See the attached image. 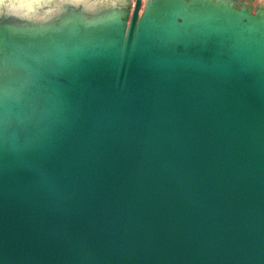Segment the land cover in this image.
I'll list each match as a JSON object with an SVG mask.
<instances>
[{"label": "water", "instance_id": "1", "mask_svg": "<svg viewBox=\"0 0 264 264\" xmlns=\"http://www.w3.org/2000/svg\"><path fill=\"white\" fill-rule=\"evenodd\" d=\"M142 1L125 34L101 23L83 45L30 57L15 94L0 79L10 101L39 70L51 111L25 144L17 115L0 135V264H264V60L224 35L165 44L143 28L210 13L235 23L231 38L264 16L159 0L139 19ZM112 33L116 51L99 46Z\"/></svg>", "mask_w": 264, "mask_h": 264}, {"label": "rangeland", "instance_id": "2", "mask_svg": "<svg viewBox=\"0 0 264 264\" xmlns=\"http://www.w3.org/2000/svg\"><path fill=\"white\" fill-rule=\"evenodd\" d=\"M83 1L0 0L1 6L7 5L12 9L11 13L0 17V68L4 70L3 73H0V79L2 82L5 80L16 81V89L10 93L15 94L17 81H23L26 78L30 66L33 65L29 63L30 57H32V62H38L41 58L45 60L46 57L51 60L52 55L63 49L67 50L74 43L83 45L89 39L86 32L99 27L101 23L111 26V22L115 21V27L119 34L127 32L134 0H85L84 4L86 5L88 2L89 5V13L86 14L83 12ZM125 1L129 2L130 13L124 17L118 14L117 6H125L127 4ZM156 1L159 0L142 1L139 19L151 8L149 4ZM225 1H230L232 3L230 6L236 9L251 5L249 6L251 8L250 16L254 18L264 16L262 14L264 13V0ZM17 7L26 8V10L20 13L17 12V9H13ZM224 9H230V7L224 5ZM260 9L262 12H259ZM53 12L56 13L52 14ZM14 58L17 59V64L11 62Z\"/></svg>", "mask_w": 264, "mask_h": 264}, {"label": "bare ground", "instance_id": "3", "mask_svg": "<svg viewBox=\"0 0 264 264\" xmlns=\"http://www.w3.org/2000/svg\"><path fill=\"white\" fill-rule=\"evenodd\" d=\"M85 1V0H84ZM83 1L84 12H89V5H86ZM72 2V1H71ZM77 3V1H75ZM116 2V1H115ZM74 3V4H76ZM6 6V7H5ZM0 5V16L5 10L6 14L11 13L12 10L7 5ZM251 6V5H248ZM17 9V12H24L26 8ZM53 12L52 14H55ZM19 14V13H17ZM20 16V14H19ZM182 19V21H180ZM143 28L145 33L151 35L155 40H159L160 43H177L182 42L184 39H195L198 36L217 35L227 37L226 42L229 46H255L257 48V55L264 60V25H244L242 30H238V37L232 36L228 38L229 30L234 32L236 30L235 23L231 22H217L211 17V14L198 15L194 13L183 14L176 11H168L154 18H148L144 23ZM97 41H94L96 43ZM123 43L120 42V38L116 33H112L105 39L103 45L105 50H118L119 46ZM186 45V44H185ZM94 46L98 47L97 44ZM52 71L48 73L52 74ZM42 77L39 70L33 72L34 80L27 83L22 88V94L17 96L16 99L10 101H4L0 99V111H5L4 116L0 114V135L6 133L10 128V120L15 119L17 115V129L19 132V141L23 144L24 133L31 132L45 125L49 121L51 111L49 109V97L48 93L41 91V85L39 80ZM17 109V110H16ZM23 129H21V126Z\"/></svg>", "mask_w": 264, "mask_h": 264}]
</instances>
